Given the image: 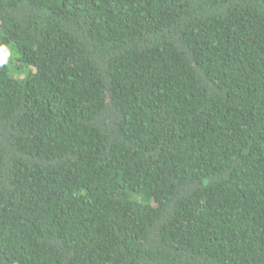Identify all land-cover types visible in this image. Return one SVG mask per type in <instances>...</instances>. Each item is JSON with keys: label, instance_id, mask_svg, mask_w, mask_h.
<instances>
[{"label": "trees", "instance_id": "1", "mask_svg": "<svg viewBox=\"0 0 264 264\" xmlns=\"http://www.w3.org/2000/svg\"><path fill=\"white\" fill-rule=\"evenodd\" d=\"M0 264H264V0H0Z\"/></svg>", "mask_w": 264, "mask_h": 264}, {"label": "rangeland", "instance_id": "2", "mask_svg": "<svg viewBox=\"0 0 264 264\" xmlns=\"http://www.w3.org/2000/svg\"><path fill=\"white\" fill-rule=\"evenodd\" d=\"M13 65L11 64V67H12Z\"/></svg>", "mask_w": 264, "mask_h": 264}]
</instances>
